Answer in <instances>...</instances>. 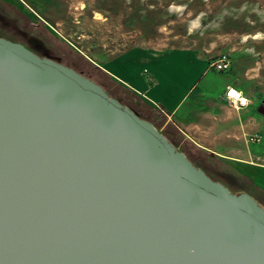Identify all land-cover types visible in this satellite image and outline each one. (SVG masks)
Segmentation results:
<instances>
[{
	"label": "water",
	"instance_id": "1",
	"mask_svg": "<svg viewBox=\"0 0 264 264\" xmlns=\"http://www.w3.org/2000/svg\"><path fill=\"white\" fill-rule=\"evenodd\" d=\"M0 264H264V207L90 77L0 36Z\"/></svg>",
	"mask_w": 264,
	"mask_h": 264
},
{
	"label": "rangeland",
	"instance_id": "2",
	"mask_svg": "<svg viewBox=\"0 0 264 264\" xmlns=\"http://www.w3.org/2000/svg\"><path fill=\"white\" fill-rule=\"evenodd\" d=\"M0 34L83 72L147 117L214 180L264 207V0H0ZM136 48L192 70L191 81L175 79L192 88L177 114L123 81L133 69L147 71L148 61L133 57ZM224 57L230 69L217 71ZM228 85L252 104L235 111L222 99Z\"/></svg>",
	"mask_w": 264,
	"mask_h": 264
},
{
	"label": "crops",
	"instance_id": "3",
	"mask_svg": "<svg viewBox=\"0 0 264 264\" xmlns=\"http://www.w3.org/2000/svg\"><path fill=\"white\" fill-rule=\"evenodd\" d=\"M172 55L187 58L191 56V53L174 52V54ZM133 57L144 59V61H148L147 63L148 67L144 68V70L147 69V71L146 73L142 74L140 73L141 69L140 70L133 69V68H138V66L132 65L133 71L131 72V76L127 78H122L123 81L130 86L137 87L139 89H144L145 95H147L148 98H150L153 102L161 103V105L170 114L172 115L177 114L179 110H181L187 103L186 100H188L189 95H191L190 93L192 91V88L190 85L189 88L187 89L186 84L183 83L184 80L178 79L177 81L175 79L181 78L183 76L186 77L188 76L186 80L191 81L192 70L191 69L187 70L184 66L182 67L181 65L177 66L175 63H172V61H165L161 63V61L156 60L153 55H151L146 50L141 48L134 49ZM158 62L161 64H159ZM175 67L179 69H175ZM109 70L110 73H112V75L115 76V74H117L115 70H113L111 67H109ZM170 74L177 76H175L174 80L173 79L166 80V77ZM147 77L150 78L149 79L150 81L155 80V82L153 84H150ZM197 78L198 77H196L195 80H193V82H195ZM207 89L208 87L206 86L204 90H201V93H204ZM222 99H224L223 96ZM204 114L212 115V112L211 110H208ZM230 119H231V125H233L234 128H237L238 122L236 120L235 113L232 114V116H230Z\"/></svg>",
	"mask_w": 264,
	"mask_h": 264
},
{
	"label": "built area",
	"instance_id": "4",
	"mask_svg": "<svg viewBox=\"0 0 264 264\" xmlns=\"http://www.w3.org/2000/svg\"><path fill=\"white\" fill-rule=\"evenodd\" d=\"M231 62L227 57L220 58L215 62V68L217 71H227L230 69ZM224 100L233 107L235 110L239 111L248 108L252 104L250 97L244 93L243 90L233 86L228 85L224 92Z\"/></svg>",
	"mask_w": 264,
	"mask_h": 264
},
{
	"label": "flooded vegetation",
	"instance_id": "5",
	"mask_svg": "<svg viewBox=\"0 0 264 264\" xmlns=\"http://www.w3.org/2000/svg\"><path fill=\"white\" fill-rule=\"evenodd\" d=\"M0 36H1V37H4V38H6V39H9V40H11V41L19 42V43L25 45L27 48H29L30 50H32L33 52H35L36 54H38V55L41 56V57H47V58H50L49 55H42V54H40L38 50H36L34 47H32V46L26 44L25 41L22 40V39H16V38H13V37H6V36L1 35V34H0ZM51 59H52V58H51ZM53 60H54V59H53Z\"/></svg>",
	"mask_w": 264,
	"mask_h": 264
},
{
	"label": "trees",
	"instance_id": "6",
	"mask_svg": "<svg viewBox=\"0 0 264 264\" xmlns=\"http://www.w3.org/2000/svg\"><path fill=\"white\" fill-rule=\"evenodd\" d=\"M77 70V69H76ZM78 71V70H77ZM80 72V71H79ZM83 73V72H81ZM84 74V73H83ZM85 75V74H84ZM87 76V75H86ZM118 100L120 102H122L119 98ZM127 106H129L132 110H134L141 118L147 119L149 120L147 117L143 116L142 113H140L137 109H135L134 107H132L131 105H129L127 102H124ZM184 152V151H183ZM185 153V152H184ZM186 154V153H185ZM187 155V154H186ZM187 157L193 162V160L189 157V155H187ZM194 163V162H193Z\"/></svg>",
	"mask_w": 264,
	"mask_h": 264
}]
</instances>
